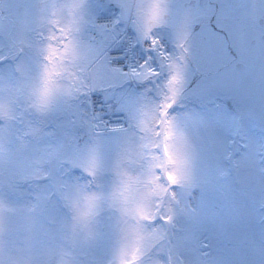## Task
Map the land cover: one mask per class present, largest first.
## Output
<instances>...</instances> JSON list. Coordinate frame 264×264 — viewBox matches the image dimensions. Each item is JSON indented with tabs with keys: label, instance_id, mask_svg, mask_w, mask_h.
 <instances>
[{
	"label": "snow or ice",
	"instance_id": "6c2138e0",
	"mask_svg": "<svg viewBox=\"0 0 264 264\" xmlns=\"http://www.w3.org/2000/svg\"><path fill=\"white\" fill-rule=\"evenodd\" d=\"M0 264H264V0H0Z\"/></svg>",
	"mask_w": 264,
	"mask_h": 264
},
{
	"label": "rangeland",
	"instance_id": "374dc122",
	"mask_svg": "<svg viewBox=\"0 0 264 264\" xmlns=\"http://www.w3.org/2000/svg\"><path fill=\"white\" fill-rule=\"evenodd\" d=\"M145 86L131 83L124 88H118L106 93H98L103 95L111 104V109L117 113H124L123 106L127 98L135 96L143 90Z\"/></svg>",
	"mask_w": 264,
	"mask_h": 264
},
{
	"label": "flooded vegetation",
	"instance_id": "af4514ba",
	"mask_svg": "<svg viewBox=\"0 0 264 264\" xmlns=\"http://www.w3.org/2000/svg\"><path fill=\"white\" fill-rule=\"evenodd\" d=\"M99 2H101V3H105L106 0H99ZM92 3H93V4H96V3H97V0H92ZM165 36H166V35H165Z\"/></svg>",
	"mask_w": 264,
	"mask_h": 264
}]
</instances>
